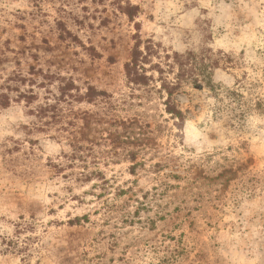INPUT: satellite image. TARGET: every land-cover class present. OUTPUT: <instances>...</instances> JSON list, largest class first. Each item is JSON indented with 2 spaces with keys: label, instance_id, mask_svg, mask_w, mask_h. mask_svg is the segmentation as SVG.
I'll return each instance as SVG.
<instances>
[{
  "label": "rangeland",
  "instance_id": "obj_1",
  "mask_svg": "<svg viewBox=\"0 0 264 264\" xmlns=\"http://www.w3.org/2000/svg\"><path fill=\"white\" fill-rule=\"evenodd\" d=\"M0 264H264V0H0Z\"/></svg>",
  "mask_w": 264,
  "mask_h": 264
},
{
  "label": "trees",
  "instance_id": "obj_2",
  "mask_svg": "<svg viewBox=\"0 0 264 264\" xmlns=\"http://www.w3.org/2000/svg\"><path fill=\"white\" fill-rule=\"evenodd\" d=\"M131 10H133V7H128L126 9V14L128 16L131 15ZM144 49L149 52V46H144ZM141 50H139V41L135 42L133 49L131 51V57L128 62L124 64V70H125V75L127 78V81L129 83L133 84H147V82L151 79V76H147L145 74L146 70L143 66V63H146L145 61H148V58L145 54H143ZM178 57V55H176ZM183 63L179 60V66H181ZM178 75L176 76L177 83L176 84H168L165 81H162L160 84V87L165 90L166 94L168 95V98L165 101L166 105V111L174 116L179 117L181 115V112L177 110L174 105L171 103V93L173 89H176V87L179 84V78ZM101 94V91L94 92V90L89 87L88 91L85 93L83 97H85L88 101L93 100V96ZM46 110L45 107L41 108V113H43ZM73 221H78V220H73Z\"/></svg>",
  "mask_w": 264,
  "mask_h": 264
}]
</instances>
